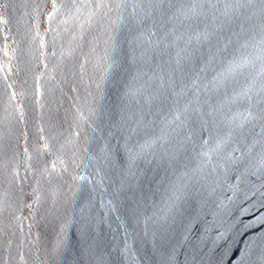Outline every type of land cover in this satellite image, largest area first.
Here are the masks:
<instances>
[{
	"label": "water",
	"instance_id": "1",
	"mask_svg": "<svg viewBox=\"0 0 264 264\" xmlns=\"http://www.w3.org/2000/svg\"><path fill=\"white\" fill-rule=\"evenodd\" d=\"M0 264H264V0H0Z\"/></svg>",
	"mask_w": 264,
	"mask_h": 264
}]
</instances>
